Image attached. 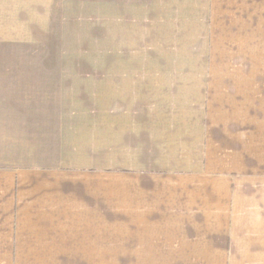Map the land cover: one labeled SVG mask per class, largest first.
<instances>
[{"label": "crops", "instance_id": "obj_1", "mask_svg": "<svg viewBox=\"0 0 264 264\" xmlns=\"http://www.w3.org/2000/svg\"><path fill=\"white\" fill-rule=\"evenodd\" d=\"M144 11L264 18V0ZM123 62L0 75V264H101L107 234L132 264H264V75Z\"/></svg>", "mask_w": 264, "mask_h": 264}, {"label": "rangeland", "instance_id": "obj_2", "mask_svg": "<svg viewBox=\"0 0 264 264\" xmlns=\"http://www.w3.org/2000/svg\"><path fill=\"white\" fill-rule=\"evenodd\" d=\"M146 2L0 0V75L114 73L120 60L161 57L172 59L168 69L175 72L264 75V18H173L160 25L145 15ZM49 15V27L36 24ZM112 238L107 234L101 264H132L114 256Z\"/></svg>", "mask_w": 264, "mask_h": 264}]
</instances>
